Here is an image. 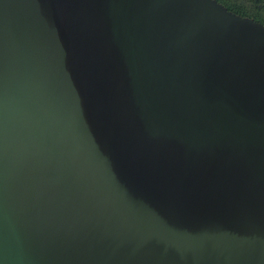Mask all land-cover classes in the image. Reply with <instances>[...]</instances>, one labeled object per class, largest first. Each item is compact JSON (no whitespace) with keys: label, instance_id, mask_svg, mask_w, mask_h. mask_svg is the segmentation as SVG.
<instances>
[{"label":"water","instance_id":"obj_1","mask_svg":"<svg viewBox=\"0 0 264 264\" xmlns=\"http://www.w3.org/2000/svg\"><path fill=\"white\" fill-rule=\"evenodd\" d=\"M0 264H264V26L0 0Z\"/></svg>","mask_w":264,"mask_h":264},{"label":"trees","instance_id":"obj_2","mask_svg":"<svg viewBox=\"0 0 264 264\" xmlns=\"http://www.w3.org/2000/svg\"><path fill=\"white\" fill-rule=\"evenodd\" d=\"M226 10L248 17L264 26V0H215Z\"/></svg>","mask_w":264,"mask_h":264}]
</instances>
